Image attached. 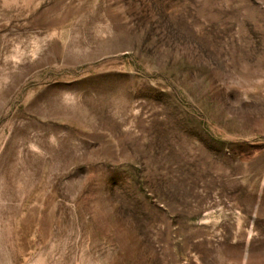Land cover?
Masks as SVG:
<instances>
[{
  "label": "rangeland",
  "instance_id": "obj_1",
  "mask_svg": "<svg viewBox=\"0 0 264 264\" xmlns=\"http://www.w3.org/2000/svg\"><path fill=\"white\" fill-rule=\"evenodd\" d=\"M0 264H264V0H0Z\"/></svg>",
  "mask_w": 264,
  "mask_h": 264
}]
</instances>
